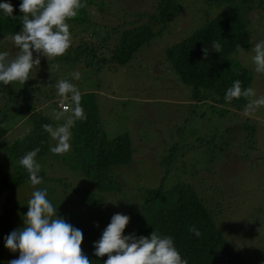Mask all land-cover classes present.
<instances>
[{
    "label": "rangeland",
    "instance_id": "374dc122",
    "mask_svg": "<svg viewBox=\"0 0 264 264\" xmlns=\"http://www.w3.org/2000/svg\"><path fill=\"white\" fill-rule=\"evenodd\" d=\"M157 1L103 0L104 10H99L97 4H87L86 9L87 14L99 24L110 26L123 21V18H134L131 13L153 11ZM254 1L261 8L254 12L255 17L249 27L253 31L251 39L259 42L264 40V0ZM178 3L181 5L180 12L165 24L162 33L156 35L149 44L143 45L122 66L115 68L107 64L95 70L96 65L84 66L78 63L74 70L60 63L56 70L49 73L43 67L47 59L41 57L37 69L40 82L37 83L40 88L37 109H42L48 103L50 107H46V112L57 124H62L55 119L59 109L52 108L55 101L58 107V97L54 101L48 98L57 94L56 83L61 79L67 80L71 75L69 70L79 72L80 78L71 77L69 82L80 92L95 93L99 118L108 137L124 132L129 134L133 147L132 162L115 167L113 174L131 199L117 192L101 193L97 199L98 207L109 220L114 214L120 213L128 215L131 222L129 208H136L140 204L132 199L131 188L157 186L163 175L162 158H166L170 148L178 145L186 147L183 143L189 144V148L193 149L184 152L186 160L188 163L196 161L199 170L195 177H186L187 180L196 186L209 207L218 210V215H215L217 228L241 252L245 263L264 264V107L245 116V105L221 116L208 103L195 104L190 100L188 89L166 69L168 64L164 49L213 18L225 8V4L207 3L206 0H178ZM158 27L160 23L153 25L155 30ZM98 29L104 33L103 28ZM12 36L0 35V52H9L10 58H14L18 52L10 39ZM252 55V49L239 48L232 57L251 71L253 78L249 87L255 89L258 98L264 96V74L254 71ZM52 76L55 79L50 86L41 84ZM45 93L50 96L43 97ZM22 117L21 113L12 110V106L0 107V163L6 170L11 171V167L5 160L4 148L23 136L28 129L22 125ZM245 124L255 127L254 146L247 145L249 135L244 128ZM54 142L51 140L52 144ZM214 143L222 145L226 152L218 155L215 162L212 157L211 163L207 159L214 155V150L210 155L206 150L201 152L197 149L199 144L203 148ZM41 158L38 163L49 177L42 180L41 184L33 186L28 179L14 188L0 185L2 260L11 261L19 256L18 252L5 247V238L25 226L23 209L14 210V207L26 203L35 190L47 189V198L58 212L71 211L86 215L90 209L86 199L76 194L73 188L90 187L95 190L92 183L72 169L64 161L63 155L47 153ZM178 171L173 166L170 178L165 182L166 187L176 181L174 174ZM25 209L28 211V205ZM108 224L103 223V226L106 228Z\"/></svg>",
    "mask_w": 264,
    "mask_h": 264
},
{
    "label": "trees",
    "instance_id": "16d2710c",
    "mask_svg": "<svg viewBox=\"0 0 264 264\" xmlns=\"http://www.w3.org/2000/svg\"><path fill=\"white\" fill-rule=\"evenodd\" d=\"M5 2L12 4L13 16L16 19L6 17L3 10H0V35L11 36L22 30L20 17L23 13L19 9L22 0H0V3ZM83 2L86 5L97 4L99 10H104L103 0ZM206 2L225 4V8L191 34L164 49L168 64L166 69L188 89L189 98L193 103H208L222 116L248 103L243 97L228 103L224 97L227 89L236 80L241 81L242 89L250 86L253 78L251 71L232 56L239 48L252 49L256 43V39L252 40L253 31L249 23L261 7L254 0H206ZM180 9L178 0H158L153 11L131 13L134 18L129 20L123 18V21L109 26L92 19L85 7L80 10L78 17L67 21L72 37V45L67 53L49 62L45 60L43 67L52 73L60 63H63V67L69 66L74 70L78 63L84 66L96 65L95 70L107 64L115 68L122 66L143 45L149 44L156 35L161 34L165 24L174 18ZM156 23H160V27L155 30L153 25ZM97 26L103 28L104 33H101ZM213 41L221 43L223 49L221 53L212 51ZM204 47L210 51L206 60L202 51ZM37 69H34L24 85L16 83L4 86L0 83V107L12 106L15 113L23 115L20 120L22 125L28 127L23 136L16 138L3 150L5 160L11 167V171L6 170L0 163V185L6 188L18 187L29 179L27 171L19 164V160L27 152L40 148L36 157L37 162L47 153L59 156L50 151V146H54L55 142L51 143L49 135L42 128L44 124L58 125L46 112V107L50 106L46 103L42 109H37L40 99ZM69 71L71 75L66 78L68 81L73 78V72ZM54 76L46 78L41 84L50 86L55 79ZM42 96L47 98L46 96L50 95L45 93ZM56 97L57 94H52L48 99L53 98L54 101ZM81 105L87 119L76 121L71 128V149L63 155V159L72 169L88 179L95 190L90 187L73 188L76 194L88 202L90 207L88 214L81 215L71 211L56 213L74 228L82 231V251L88 256L91 264H104L107 256L102 258L95 256L94 244L99 241L106 229L103 223H110L111 220L107 219L104 211L98 207L97 199L101 193L110 191L123 194L124 198L130 197L113 171L115 167L132 162L133 147L126 132L108 137L99 118L94 92L82 91ZM52 108L59 109L56 107V101ZM62 121L63 119L60 122L63 123ZM244 128L248 130L249 135L247 145L254 146V125L245 124ZM183 144L186 147L182 145L172 147L165 155L166 158L163 156L161 161V165L164 166L163 175L157 186L131 188L132 199L140 204L136 208L130 206L131 222L126 227L124 235L150 237L156 231L161 236H171L175 247L188 264H246L241 252L230 244L217 228L215 215H218V210L209 207L196 186L187 180L186 177L196 176L199 167L196 161L188 163L184 152L193 147L189 148V144ZM200 146L197 150L201 152L206 150L210 154L214 150V155L210 154V158L207 159L211 163L212 157L215 162L218 155L221 156L225 151L222 145L215 143L203 148ZM173 166L179 169L178 173L174 174L176 181L166 187L165 182L170 178ZM38 175L42 180L49 178L42 169ZM28 201L14 207V210L23 209L24 218L27 214L25 208ZM193 225L201 233L200 236L189 231ZM8 262L0 257V264Z\"/></svg>",
    "mask_w": 264,
    "mask_h": 264
},
{
    "label": "clouds",
    "instance_id": "9594fccd",
    "mask_svg": "<svg viewBox=\"0 0 264 264\" xmlns=\"http://www.w3.org/2000/svg\"><path fill=\"white\" fill-rule=\"evenodd\" d=\"M86 6L83 0H22L19 5L23 13L20 17L22 30L10 37L18 52L14 58H10L7 51L0 52V83L4 86L16 83L24 85L34 69L40 66L41 57L49 62L64 56L72 45L67 21L78 17L80 10ZM0 10L6 17L16 19L11 3H0ZM202 51L206 60L210 51L207 47ZM212 51H223L219 41H213ZM252 52L254 71L264 74V40L256 42ZM72 76L79 79L80 73L74 72ZM56 89L59 110L55 119L58 122L63 119L64 122L57 126L44 124L42 128L55 141L50 151L65 155L71 149V128L76 121L86 120L87 116L81 105V92L73 83L61 79L57 81ZM241 97L248 101L243 111L245 116L264 107V96L257 98L254 88L242 89L241 81L236 80L227 89L224 98L231 103L233 99ZM39 152L40 148L37 147L19 160L33 186L42 183L38 175L41 165L36 161ZM27 205L25 226L5 238V247L19 252L18 258L8 264H91L82 251V231L57 216L56 209L47 198V189L35 190ZM129 222L128 215L114 214L102 237L95 242V256H107L104 264H188L171 236H161L156 231L150 237L124 235ZM189 231L196 236L201 235L194 225Z\"/></svg>",
    "mask_w": 264,
    "mask_h": 264
}]
</instances>
